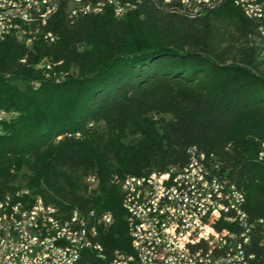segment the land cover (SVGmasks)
<instances>
[{"label":"trees","instance_id":"1","mask_svg":"<svg viewBox=\"0 0 264 264\" xmlns=\"http://www.w3.org/2000/svg\"><path fill=\"white\" fill-rule=\"evenodd\" d=\"M125 1L136 7L120 19L107 7L71 21L59 8L46 22L54 44L0 45V197L27 189L89 223L111 214L97 227L107 260L92 264L129 252L120 181L182 168L193 147L216 157L248 216L264 219L256 22L233 0Z\"/></svg>","mask_w":264,"mask_h":264},{"label":"built area","instance_id":"2","mask_svg":"<svg viewBox=\"0 0 264 264\" xmlns=\"http://www.w3.org/2000/svg\"><path fill=\"white\" fill-rule=\"evenodd\" d=\"M187 5L193 0H183ZM53 0H6L0 10V44L8 36H25L41 32L54 44L58 36L43 24V16ZM136 2V1H133ZM210 6L221 0H201ZM236 7L251 9L264 28V0H233ZM11 8H20L21 16L11 19L16 31L3 25ZM67 19L88 17L87 8L75 7L74 0H60ZM119 19L124 10L116 0ZM19 44V43H18ZM0 116H6L0 110ZM262 155H260L261 157ZM186 173L179 167L141 176L128 175L120 181L122 209L126 215L129 252L116 250L109 264H264L259 261L264 247V219H251L244 210V196L235 191L220 173V162L213 154L193 147L188 151ZM87 182L94 186V177ZM111 214H103L93 223L76 210L53 212L27 189L0 197V264H89L83 251L98 249L87 246L81 226L89 225L90 237L98 238L97 227L112 224ZM54 231L52 242H44L43 233ZM70 232V239H63ZM62 242L74 244V254L62 249ZM106 259V257H102Z\"/></svg>","mask_w":264,"mask_h":264},{"label":"bare ground","instance_id":"3","mask_svg":"<svg viewBox=\"0 0 264 264\" xmlns=\"http://www.w3.org/2000/svg\"><path fill=\"white\" fill-rule=\"evenodd\" d=\"M194 1H196L197 3L201 2V0H194ZM238 1H247V0H238ZM3 2H6V0H0V10H4ZM59 2L60 0H53V2L51 3V6L48 8L47 14L43 16V24H46L48 18L59 9ZM12 3H19V0H12ZM181 3L183 5L188 6L186 3H184L183 0H181ZM204 3H208V2H204ZM121 4L124 5V10H131V9L134 10L136 7L134 4L126 2L125 0H121ZM74 6L75 7L86 6L87 15H100L104 12V10L107 7H109L112 10L115 18L119 19V14H117V9H116V0H97V1L96 0H74ZM239 8L247 16L254 19V21L257 24L259 41L264 43V28H262V24L258 21L257 16L253 14L251 9H247L246 7H239ZM15 16H21L20 8H11V12H8V17H3V25H9V31H16V24H11V19H15ZM8 37H13L17 40V36H8ZM36 39H42L44 41H49V36H43V33L41 32H34L33 35H28L27 46L30 47L32 42ZM18 42L22 43L23 45H26V37L18 36ZM1 118L2 117L0 116V119ZM179 173H186V166L179 168ZM235 191L240 192L239 190L236 189V187H235ZM240 195L243 196L241 192H240ZM52 206H53V212H60V210L57 207H55L54 205ZM86 223H89L87 219H86ZM81 234L83 238H88L87 246L98 249V253L94 251H83V258H86L89 264H92L91 261H94V262L97 261L99 263L104 261V259L99 257V255L104 257L103 248L97 242V237H90L89 225L81 226ZM53 239H54V231H45L43 233L44 242H52ZM63 239H70V232H63ZM62 249L64 251H67V254H74V244H71L70 242H62ZM259 261L264 262V254L259 256Z\"/></svg>","mask_w":264,"mask_h":264},{"label":"rangeland","instance_id":"4","mask_svg":"<svg viewBox=\"0 0 264 264\" xmlns=\"http://www.w3.org/2000/svg\"><path fill=\"white\" fill-rule=\"evenodd\" d=\"M65 75V74H64ZM64 75H61V76H64Z\"/></svg>","mask_w":264,"mask_h":264}]
</instances>
